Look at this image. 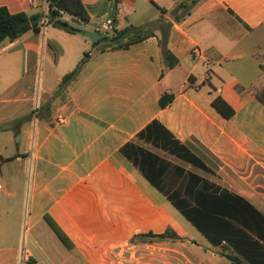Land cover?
Returning <instances> with one entry per match:
<instances>
[{
  "label": "crops",
  "instance_id": "crops-1",
  "mask_svg": "<svg viewBox=\"0 0 264 264\" xmlns=\"http://www.w3.org/2000/svg\"><path fill=\"white\" fill-rule=\"evenodd\" d=\"M81 1L89 21L75 22L85 23L86 32L102 34L112 19L115 30L145 27L153 35L103 50L84 33L45 25L0 44V125L11 123L0 132V176L10 170L0 189V264H41V258L44 264H231L121 149L133 143L157 154L243 197L264 217V0H197L180 22L171 12L193 0ZM0 6L35 14L48 3L0 0ZM161 20L172 23L173 68L161 52ZM85 54L65 98H53ZM249 57L258 73L244 66ZM164 93L174 99L161 108ZM218 97L234 111L230 118L214 107ZM153 121L210 172L138 138ZM17 173L19 180L12 179ZM168 229L181 240L138 239Z\"/></svg>",
  "mask_w": 264,
  "mask_h": 264
},
{
  "label": "trees",
  "instance_id": "trees-1",
  "mask_svg": "<svg viewBox=\"0 0 264 264\" xmlns=\"http://www.w3.org/2000/svg\"><path fill=\"white\" fill-rule=\"evenodd\" d=\"M197 0L181 2L171 12L174 22L182 21ZM46 14L41 12L28 14L20 12L12 14L4 6H0V44L5 40L14 41L28 31L40 32L45 25L63 30L70 34L82 33L81 30L62 20L63 14L70 15L74 20L89 21V15L81 0H47ZM161 52L168 68L178 64V60L168 50L167 43L171 22H158ZM95 44H103V50L126 49L153 34L138 32L129 26L115 30L114 35L101 34ZM88 56L79 62L77 67L67 74L53 98L64 99L66 89L77 78ZM264 69V67H263ZM174 99L173 94L164 93L159 101L161 108H166ZM214 107L226 118L234 111L218 97L213 101ZM11 123L0 125V132L9 130ZM138 138L152 146L176 156L194 167L210 172L208 167L160 123L153 121L138 134ZM121 153L131 160L143 176L164 194L172 205L208 239L211 245L221 248V255L231 264H264V217L243 197L192 172L173 165L159 155L136 146L126 144ZM48 226L58 239L68 248L73 244L61 227L49 216L44 217ZM141 241L181 240L171 229L163 234L148 233L138 237Z\"/></svg>",
  "mask_w": 264,
  "mask_h": 264
},
{
  "label": "rangeland",
  "instance_id": "rangeland-1",
  "mask_svg": "<svg viewBox=\"0 0 264 264\" xmlns=\"http://www.w3.org/2000/svg\"><path fill=\"white\" fill-rule=\"evenodd\" d=\"M43 4H44V1H43ZM42 7H43V5H42ZM41 13H43V14H46V12L47 11H45V10H41L40 11ZM62 20H64V21H66V22H68L71 26H73V27H75V28H78L79 30H81V34L83 35V33H84V35H85V32H86V30H90V29H88L87 27H86V25H85V23H79V22H75V20H73V19H70L67 15H63L62 16ZM115 29H114V27H112L111 29H108V30H106V31H104L102 34H106V35H109V36H112V35H114V33H115V31H114ZM56 32H58L57 30H55ZM138 32H141V34L142 33H144L145 31H146V28L145 27H143V28H139L138 30H137ZM58 33H61V34H63V35H67V34H65V33H63V32H58ZM81 35V36H82ZM67 37V36H66ZM82 37H84V36H82ZM86 38V37H85ZM88 38V37H87ZM86 38V39H87ZM80 39V38H79ZM81 39H83V38H81ZM90 40V39H89ZM102 46H103V44H102ZM244 66L246 67V68H248L250 71H257V73L260 71L258 68H257V66H256V64L254 63V62H252V60L250 59V57L249 58H247V59H244ZM257 62V61H256ZM261 96H263L264 97V90L263 91H261ZM35 112H36V110H35ZM19 137L20 136H17L16 137V139H15V147H19V146H17L18 144H19ZM17 143V144H16ZM16 173V172H15ZM9 175H10V170L7 168V169H5L4 171H3V173H2V175L0 176V178H1V182H0V186H3L4 185V179L3 178H8L9 177ZM19 178H20V176L18 177V173H17V175H15L12 179H14V180H19ZM22 180H24V183L28 186V181H29V172L27 171L25 174H24V177L22 178ZM2 184V185H1ZM2 188V187H1ZM0 188V189H1ZM26 192H27V190H26ZM11 204V203H10ZM12 215H13V217H15V212L14 213H12ZM24 235H25V230H24ZM25 237V236H24ZM26 238V237H25ZM37 254V253H36ZM41 264H44V263H46L45 262V260L44 259H42L41 258Z\"/></svg>",
  "mask_w": 264,
  "mask_h": 264
},
{
  "label": "water",
  "instance_id": "water-1",
  "mask_svg": "<svg viewBox=\"0 0 264 264\" xmlns=\"http://www.w3.org/2000/svg\"><path fill=\"white\" fill-rule=\"evenodd\" d=\"M85 36L88 37L94 43L97 42L102 37L101 34L89 33V32H86Z\"/></svg>",
  "mask_w": 264,
  "mask_h": 264
},
{
  "label": "built area",
  "instance_id": "built-area-1",
  "mask_svg": "<svg viewBox=\"0 0 264 264\" xmlns=\"http://www.w3.org/2000/svg\"><path fill=\"white\" fill-rule=\"evenodd\" d=\"M35 0H29V3L33 4ZM112 24H113V21L112 19H107L105 24H104V29L105 31L108 30V29H111L112 28ZM195 52H197V49L195 50ZM1 188V186H0Z\"/></svg>",
  "mask_w": 264,
  "mask_h": 264
}]
</instances>
